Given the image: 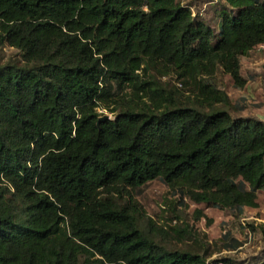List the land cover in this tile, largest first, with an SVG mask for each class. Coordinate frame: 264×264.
I'll use <instances>...</instances> for the list:
<instances>
[{"label": "trees", "instance_id": "1", "mask_svg": "<svg viewBox=\"0 0 264 264\" xmlns=\"http://www.w3.org/2000/svg\"><path fill=\"white\" fill-rule=\"evenodd\" d=\"M212 3L215 26L182 0H0V264H235L173 248L132 196L159 179L185 208L264 202V121L216 82H249L264 0Z\"/></svg>", "mask_w": 264, "mask_h": 264}, {"label": "rangeland", "instance_id": "2", "mask_svg": "<svg viewBox=\"0 0 264 264\" xmlns=\"http://www.w3.org/2000/svg\"><path fill=\"white\" fill-rule=\"evenodd\" d=\"M182 1L192 2L195 11H201L204 19L216 25L213 11L217 3L210 0ZM13 54L7 47L0 50V58L3 59ZM241 62L249 76L244 88L227 85V76L222 74L216 76L217 85L229 95L233 106L230 112L234 116L246 115L264 121V47L255 48L248 56L242 57ZM102 111L104 115L111 116L106 110ZM132 196L144 214L168 231L173 248H181L189 243L202 246L204 243L210 250L208 260L231 258L235 264H254L264 259V233L259 229L264 225V202L254 210L201 209L202 206L194 203H188L185 208L178 203L179 195L173 194L159 179L132 191ZM195 208L203 211L210 222L204 216L196 219L193 213ZM176 226L191 230V237L178 240L176 234L167 229Z\"/></svg>", "mask_w": 264, "mask_h": 264}, {"label": "water", "instance_id": "3", "mask_svg": "<svg viewBox=\"0 0 264 264\" xmlns=\"http://www.w3.org/2000/svg\"><path fill=\"white\" fill-rule=\"evenodd\" d=\"M106 118H108L107 115H104V116L100 117V118L97 120V125L99 126L100 122L104 121Z\"/></svg>", "mask_w": 264, "mask_h": 264}, {"label": "built area", "instance_id": "4", "mask_svg": "<svg viewBox=\"0 0 264 264\" xmlns=\"http://www.w3.org/2000/svg\"><path fill=\"white\" fill-rule=\"evenodd\" d=\"M217 0H210V2H216ZM184 3V2H183ZM259 47H264V44L259 45Z\"/></svg>", "mask_w": 264, "mask_h": 264}]
</instances>
